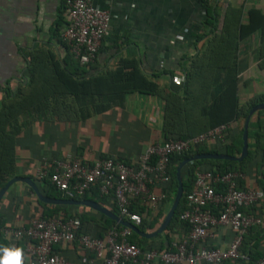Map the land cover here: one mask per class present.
Instances as JSON below:
<instances>
[{"label": "trees", "instance_id": "1", "mask_svg": "<svg viewBox=\"0 0 264 264\" xmlns=\"http://www.w3.org/2000/svg\"><path fill=\"white\" fill-rule=\"evenodd\" d=\"M199 1L205 4L207 15L202 32L196 36L194 43L202 40L203 43L198 52L187 59L188 63L182 72L183 81L166 91L153 76L142 70L139 60L134 57L118 58L113 67L103 70H95L92 62L87 65L80 64L61 35L64 25L68 23L63 15L66 12V0H63L51 31L52 39L56 43L52 41L50 46L49 40L27 50L24 80L15 85L7 84L0 96V188L12 177L21 176L17 145L20 144V133L25 125L52 119L64 122L83 121L93 114L103 113L114 106H122L126 97L133 93L159 96L163 100V141L186 140L221 124H228L223 139L202 141L181 153L169 156L166 168L169 180L161 184L163 196L155 207L143 204L139 199L132 202L130 210L140 215L141 222L137 227L142 232H152L162 223L176 193V167L183 159L198 153L238 156L242 148L243 126L248 111L255 104L264 102V91L253 94L246 100H241L239 94L241 51L255 35L257 64L264 71V12L252 7L244 13L242 8L228 4L219 26V15L213 2ZM57 45L61 47L60 51L57 50ZM207 171L220 174L240 172L248 177V181L244 178L238 179L239 188L262 190L264 193V109L257 110L250 118L248 153L241 161L203 158L187 163L181 169L183 195L165 231L148 239L131 231L127 240L142 251H173V243L183 240L190 230L189 223L181 217L187 208V194L195 188L197 173ZM31 178L41 193L48 197L91 199L127 219L120 214L112 195L102 194L98 185L91 186L80 196L69 197L50 181L49 176ZM19 183L35 199L32 219L55 217L67 221L76 218L80 222L78 235L88 234L105 239L113 231L117 233V239H120L119 234L125 227L106 215L82 205L43 203L29 186ZM14 187L15 183L5 195L13 201L14 206H18L22 198L13 194ZM217 187V190L221 188L219 185ZM205 208L215 214L224 210V206L220 204L206 205ZM242 210L262 218V223L251 226L243 234L239 252L244 257L227 259L222 264H258L264 258V196ZM8 225L6 216L0 212V246L19 247L22 250V264H28L30 258L26 248L30 239L6 238L1 229ZM230 230L234 236V231ZM175 234L177 238H174ZM199 246L216 248L207 239ZM61 247H70L77 258L71 259ZM53 248L55 253L70 261L81 263L91 257L95 258L94 253L82 248L76 239L70 243L56 244Z\"/></svg>", "mask_w": 264, "mask_h": 264}, {"label": "crops", "instance_id": "2", "mask_svg": "<svg viewBox=\"0 0 264 264\" xmlns=\"http://www.w3.org/2000/svg\"><path fill=\"white\" fill-rule=\"evenodd\" d=\"M62 1L0 0V96L7 84L15 85L24 80L27 50L49 40L50 46L52 41L56 43L51 31ZM208 1L216 8L219 26L228 4L242 8L244 13L252 7L264 12V0ZM92 3L114 16L92 62L95 70L113 67L118 58L128 56L137 58L142 70L166 91L176 85V79L183 81L187 59L198 52L203 43V40L194 42L206 19L204 3L199 0H92ZM63 15L68 19L65 12ZM256 42L257 35L241 51V100L264 91V71L257 64ZM56 47L61 50L60 46ZM162 117L163 100L159 96L133 93L122 106L93 114L83 121L52 119L29 123L22 129L17 145L20 175L39 176L45 162L53 165L75 156L86 162L101 157L136 161L148 145L162 140ZM244 179L248 181L245 175ZM152 190L160 193L157 186ZM14 193L20 195L22 201L14 206L5 195L0 202V212L9 225L27 226L33 218L35 199L19 182L15 183ZM232 238L233 232L228 226L217 224L209 229L205 239L210 245L224 248ZM61 248L71 259L77 258L70 247Z\"/></svg>", "mask_w": 264, "mask_h": 264}, {"label": "built area", "instance_id": "3", "mask_svg": "<svg viewBox=\"0 0 264 264\" xmlns=\"http://www.w3.org/2000/svg\"><path fill=\"white\" fill-rule=\"evenodd\" d=\"M68 23L61 35L69 44L73 56L80 64L87 65L96 59L102 39L107 34L111 19L108 10L95 6L92 0H66ZM182 81L176 79V85ZM228 124H221L186 140H162L146 147L134 163L115 157H101L93 162L67 157L52 164L44 163L39 176H49L50 181L69 197L84 194L93 185H98L102 194H111L122 216L134 224L141 222L138 213L131 211L132 202L139 199L143 204L155 207L163 196L161 184L169 180L166 172L169 156L181 153L202 141L223 139ZM244 175L237 171L197 173L194 189L187 194V208L181 217L190 225L183 240L173 243V251H142L127 240L131 230L124 228L117 239L116 232H109L105 239L78 235L80 222L76 218L61 221L58 218L31 219L27 226L8 225L1 229L6 238L30 239L26 251L28 264H222L227 259L244 257L239 252L243 234L253 225L262 223V218L246 213L249 207L263 198L262 190L241 189L238 179ZM217 185L221 187L217 190ZM154 186L160 193L155 194ZM223 205L219 214L205 206ZM205 208V209H204ZM124 218V217H123ZM225 225L234 231L230 243L224 248L199 246L215 225ZM77 240L79 245L95 258L79 263L70 261L54 252V245ZM100 261V262H99ZM264 264V258L258 261Z\"/></svg>", "mask_w": 264, "mask_h": 264}, {"label": "water", "instance_id": "4", "mask_svg": "<svg viewBox=\"0 0 264 264\" xmlns=\"http://www.w3.org/2000/svg\"><path fill=\"white\" fill-rule=\"evenodd\" d=\"M264 109V102L255 104L250 108L248 111V114L245 118L244 121V126H243V133H242V148L241 152L238 156H232L229 154L225 153H198L194 154L191 157L183 159L176 167V180H177V189L175 196L173 198L172 204L169 207L162 223L159 225V227L152 231V232H142L136 224L132 223L129 220L124 219L123 217L119 216L118 214L112 212L111 210L107 209L100 203L89 200V199H62V198H53V197H48L44 194L41 193L39 190L37 184L35 181L29 177V176H14L10 180H8L5 185L0 188V202L3 199L4 195L8 191V189L16 182H23L27 186H29L33 193L37 196V198L46 204H51V205H82V206H87L91 209H94L107 217L111 218L113 221H115L117 224L129 228L139 236H142L144 238H152L156 236L157 234H160L165 231L166 227L169 225L171 222V219L174 215V212L176 208L178 207L179 201L182 198L183 195V181H182V174H181V169L189 162L196 160V159H203V158H212V159H225V160H232V161H241L248 153V124L250 121L251 116L253 113H255L257 110Z\"/></svg>", "mask_w": 264, "mask_h": 264}, {"label": "clouds", "instance_id": "5", "mask_svg": "<svg viewBox=\"0 0 264 264\" xmlns=\"http://www.w3.org/2000/svg\"><path fill=\"white\" fill-rule=\"evenodd\" d=\"M47 163L52 164V162ZM21 258L22 250L19 247L0 246V264H22Z\"/></svg>", "mask_w": 264, "mask_h": 264}, {"label": "rangeland", "instance_id": "6", "mask_svg": "<svg viewBox=\"0 0 264 264\" xmlns=\"http://www.w3.org/2000/svg\"><path fill=\"white\" fill-rule=\"evenodd\" d=\"M259 74H261V73H259Z\"/></svg>", "mask_w": 264, "mask_h": 264}]
</instances>
